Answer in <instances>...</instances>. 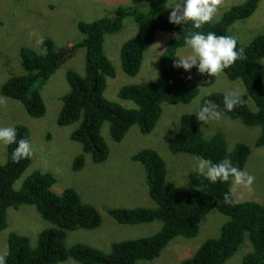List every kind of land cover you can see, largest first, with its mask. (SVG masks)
Segmentation results:
<instances>
[{"label":"trees","instance_id":"16d2710c","mask_svg":"<svg viewBox=\"0 0 264 264\" xmlns=\"http://www.w3.org/2000/svg\"><path fill=\"white\" fill-rule=\"evenodd\" d=\"M146 1L149 9L144 12L133 7H119L112 15L94 22H80L79 30L84 38L72 46L58 49L52 39H46L38 50H23L21 57L25 74L10 78L1 89L2 96L23 104L31 117L43 118L47 112L41 94L43 86L76 49H85V73H67L69 91L62 98L63 105L58 116L61 127L78 124L71 139L82 145L83 154L74 160V171L84 168L86 154L95 164L107 161L110 148L102 135L105 123L110 124V135L115 142H121L133 126H139L145 135L150 134L161 118L164 103L189 104L198 96L200 86L208 87L215 82L216 76L209 77L198 72L199 82L196 83L186 72L173 67L177 51L185 48L184 39L194 29L190 23H169V0ZM259 1L247 0L228 10L220 20L211 21L198 31L229 36V28L237 21L250 18L256 12ZM128 17H132L138 26L137 34L126 41L120 51L122 70L128 76L139 74L144 55L154 45L158 33L175 35L161 55L156 80L147 85H126L120 89L118 97L132 101L136 105L134 109L125 108L105 96L108 80L116 77V70L104 51L105 39L107 35L119 33ZM45 48L46 54H41ZM240 48L244 51L243 57L223 73L230 80L243 83L256 110L242 101L232 111H227L223 104L225 93L207 95L200 106L213 101L225 116L239 119L248 127L259 126L261 133L255 146L260 148L264 146V34L254 38L247 46L238 42V50ZM180 125L168 145L173 154L210 158L214 163L228 158L234 166L244 170L251 155L248 145L238 143L233 150H229L222 134L206 139L195 114L183 115ZM15 128L17 140H30L29 127L17 125ZM16 147L17 144L8 145L5 161L0 163V232L8 228V210L22 205L36 207L40 216L53 227L40 234L35 246L28 237L10 233L5 264H59L69 259L85 264H142L160 257L163 250L179 236L195 238L201 222L212 210L228 217L221 234L208 239L194 256L180 264H225L247 239L252 249L243 257L242 264H264V205L252 201L237 202L231 190V181L211 183L199 172L189 174L190 189L175 187L167 181L164 159L152 149H144L132 159L144 165L149 196L157 207L116 208L108 213L122 225L162 221L161 231L150 237L113 243L110 253L86 244L68 248L65 245L67 233L97 229L102 224L100 212L85 203L72 188L61 194L54 193L52 188L56 178L49 173L35 171L24 180L20 189L15 190V182L32 163V156L14 162L12 153ZM226 193L230 194L231 203L225 202Z\"/></svg>","mask_w":264,"mask_h":264},{"label":"rangeland","instance_id":"374dc122","mask_svg":"<svg viewBox=\"0 0 264 264\" xmlns=\"http://www.w3.org/2000/svg\"><path fill=\"white\" fill-rule=\"evenodd\" d=\"M247 0H221L218 12L212 21L220 20L235 6ZM172 0L167 4V16ZM119 7H133L144 12L149 9L146 0H0V92L4 83L12 77L25 74L22 64L23 50H38V38L52 39L58 49L80 42L84 35L79 23H90L112 15ZM37 33V36L31 33ZM138 32L132 17L123 22L122 30L107 35L104 51L116 70V77L109 79L105 96L128 109L136 108L129 100L118 97L120 89L126 85H147L158 78L161 55L174 34L158 33L154 45L144 55L142 68L136 76H128L122 70L120 51L122 45ZM264 34V0L259 1L256 12L248 19L237 21L228 30L241 46L249 45L254 38ZM185 54L190 51L185 49ZM181 50V49H179ZM178 59V57H177ZM264 62V60H263ZM85 49L78 48L57 72L46 82L41 91L47 112L43 118H33L26 107L0 94V126L25 125L30 128V142L33 148L32 163L23 176L14 184L18 190L24 180L35 171L52 174L56 184L52 190L56 194L72 188L81 199L94 206L101 214L102 224L95 230H76L67 233L66 247L86 244L104 253H110L113 243L150 237L161 231L162 221L138 225H122L108 213L116 208H156L157 204L149 196L147 174L142 163L132 158L144 149L155 150L165 161L167 181L177 188L190 189L189 174L198 172L197 157L189 154H173L169 149L170 139L180 129V119L186 114H196L204 97L211 93L239 92L242 101L256 110L246 88L240 80H230L225 73L216 76L208 87H199L198 96L189 104L164 103L163 112L155 129L143 134L139 126H133L121 142H115L110 135V124L103 126L102 135L110 148L106 162L95 164L91 156L85 155V166L74 171V160L83 154L80 143L71 139L78 124L61 127L58 116L62 108V98L69 91L66 75L69 71L85 73ZM183 70V69H181ZM184 71V70H183ZM185 72V71H184ZM187 73V72H186ZM193 81L199 82V73L193 68L187 73ZM200 122L206 139L222 134L229 150L243 143L251 148V155L243 171L255 179L251 187L232 184L231 190L237 202L252 201L264 205V146H255L261 128L248 127L239 119L223 115L219 121ZM7 146L0 143V163L5 161ZM8 228L0 232V256H6L7 240L10 233L26 236L33 246L40 234L53 225L45 221L36 207L22 205L11 208L7 214ZM228 217L218 210H212L201 222L199 234L192 239L179 236L165 248L157 259L142 264H180L194 256L196 251L210 238L218 237ZM247 239L239 251L225 264H242L243 257L251 252ZM59 264H85L69 259Z\"/></svg>","mask_w":264,"mask_h":264},{"label":"clouds","instance_id":"9594fccd","mask_svg":"<svg viewBox=\"0 0 264 264\" xmlns=\"http://www.w3.org/2000/svg\"><path fill=\"white\" fill-rule=\"evenodd\" d=\"M221 0H172L169 5V23L173 25L191 24V31L184 39L185 50H178L173 67L183 69L190 73L193 68L201 75L215 77L233 65L244 55L242 48L238 50V42L232 36L217 35L215 32L198 31L206 24H209L218 12ZM37 36V33H31ZM173 38V37H172ZM170 39V41L172 40ZM38 44H43V39H37ZM47 49H43L41 54H46ZM242 103L239 92L232 91L225 94L223 99L224 108L232 111ZM224 113L213 101H207L199 107L195 116L198 121L208 123L219 121ZM17 130L12 126H0V143L4 145L17 144L12 153V160L18 162L20 159L29 158L33 154V148L28 138L17 140ZM197 170L209 182L216 183L231 181L232 184L244 187H251L254 177L248 172L234 166L233 162L225 158L219 163H214L210 158L197 157ZM226 203H231V196L226 193L224 196ZM0 264H5L4 256H0Z\"/></svg>","mask_w":264,"mask_h":264}]
</instances>
